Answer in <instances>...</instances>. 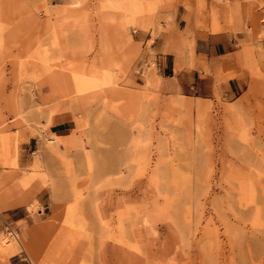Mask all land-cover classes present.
Returning <instances> with one entry per match:
<instances>
[{"label":"rangeland","instance_id":"1","mask_svg":"<svg viewBox=\"0 0 264 264\" xmlns=\"http://www.w3.org/2000/svg\"><path fill=\"white\" fill-rule=\"evenodd\" d=\"M251 1L136 0L147 27L128 24L129 41L109 29L99 64L112 83L84 97L54 98L44 82L50 72L30 63L44 57L60 72L65 62L89 67L106 11L99 0H0V121L7 127L0 132V237L11 241L0 264H264V216L260 223L244 217L251 208L236 195L241 179L220 176L221 160L241 175L248 167L240 138L224 144L225 109L255 115L264 103V42L250 36ZM235 6L239 27L223 16ZM141 33L146 43L138 41ZM207 36L225 43V55H195L196 41ZM159 43L174 56L166 78L147 61ZM188 71H196V92H183L175 78ZM199 101L214 120L211 152L195 129ZM53 116L64 124L58 138L48 129ZM146 151L152 166L161 158L157 177L139 165ZM205 154L213 158L212 177L202 185ZM73 191L81 194L78 227L67 230L61 214ZM126 209L132 227L122 223L120 236L116 216ZM41 226L48 240L35 260L25 244Z\"/></svg>","mask_w":264,"mask_h":264},{"label":"bare ground","instance_id":"2","mask_svg":"<svg viewBox=\"0 0 264 264\" xmlns=\"http://www.w3.org/2000/svg\"><path fill=\"white\" fill-rule=\"evenodd\" d=\"M99 1L101 3V7L104 10V12L106 11V17L104 18V21L102 22V26H101L99 55L93 59L89 67L84 66L85 63L76 64L73 62H65L61 67H59L62 70L60 72V71H54L56 69V65L51 66V64L44 57L40 58L41 60L40 64H39V60L36 59L30 63V66L32 68H36V67L41 68L44 73L50 72L49 75L44 80V82L49 87L51 91V96L54 98L67 97L70 94H75L76 96L84 97L85 95H87L88 93L94 90L104 91L103 88L101 87L103 85L111 84L113 77V74L109 69L102 67L99 64L100 62H102L101 60L102 57L107 55L106 50L108 48L107 46L110 41L109 29H112L111 33L114 34L115 38L120 37L122 40L129 41L130 38L127 33L128 24H132L140 28L147 27L146 21L141 18L142 6L138 2H136V0H99ZM77 3L78 2L76 1L73 5H76ZM151 10L152 7L149 5L148 11ZM239 10L240 8L238 6H235L234 8L232 7L230 9H225V11L223 12V16L228 21V24H230L231 26H235L238 23H241L239 22L240 16L238 18ZM248 10H249V21L251 22L253 27V31L251 32L252 34L250 36L251 38L256 36L255 39L260 40V43H262L264 42V0H252L250 2ZM113 16H116L117 18H114V20H112ZM189 32H190L189 28H187L185 32H183L184 35L182 36V38H180L181 41L186 40L187 36L189 35ZM245 38H247V36ZM253 52H250L249 50L247 51L245 56L246 60L248 61V64L250 65L254 63ZM258 57L259 59L264 58V52ZM177 58H180V52H177ZM18 69L22 70L23 67L19 66ZM85 70L89 71V77H84V74H82ZM181 104H183V106L185 105V103L183 102ZM258 105H260L259 108L260 110L258 114L255 115L249 111L248 113H244L243 109H241L240 106H230L225 109V115H223L224 129L222 133L224 144L228 145L229 147L231 137L234 138L236 136L237 138H240L243 141V143H245L243 144L242 147L241 146L240 147L242 151H244L243 154L244 156H246V159L248 161L247 162L248 167H246L245 171H243L246 172V174L241 175V173H237L236 171L229 170L230 169L229 161L221 160V173H220L221 178L224 177L225 180L228 179L227 176H230L229 179H231V182L236 179L237 181L241 179L240 182H237L238 184L234 182V184L237 185L236 195L238 196L239 202L244 201L245 206L247 208H251V211H248L249 213L245 212L246 214L244 213L242 214H244V217H246V215L249 214V217L252 218L253 223H260L262 216H264V110H263L264 103L260 102ZM195 106H196V119L194 124L196 127L195 129L197 130L198 136L200 138V144L202 146L201 148L210 151L211 150L210 137L212 135V133H210V127L214 122V120L210 114L209 107H207L203 102L199 101L196 103ZM60 110L61 108H58L55 109L54 111H60ZM260 111H263V113H260ZM245 114H247L248 116V120H249L248 122L247 120L244 121V118L242 117ZM6 129L7 127L5 126L4 122L0 121V132L5 131ZM58 133L60 132L57 133L52 132L50 134L58 138L59 137L57 136ZM234 147L236 148V146ZM207 156L205 154L206 158L203 157L205 158L206 162H207V158H209ZM203 158H202V162L204 163ZM212 159L211 158L208 159L207 166L205 163L203 173L200 176L202 185L208 184L210 177H212L211 175L212 164H213ZM256 159L260 160L261 162L260 161H259L260 163L257 162ZM256 162L260 164L261 167L260 166L259 167L263 168V171L257 168L258 165H256L257 164ZM139 165L143 170L149 169L151 175L155 177L159 176V173H161L162 171L161 158H158V160L152 166L150 164L149 153L147 151L142 157H140ZM199 170L201 171V168ZM230 185H232V183ZM230 187H234V186H230ZM230 189L232 188H229V190ZM230 191L233 192L235 190L232 189ZM80 198H81V194L77 191H73L72 204L70 206H67L62 211L61 221L64 225L67 226V230H72L73 228L78 227V224H76L77 221L76 215L77 213L79 215V212H77V210L79 209L78 205L80 202ZM98 215H99V219L102 220L103 215L100 212ZM79 218L80 216L78 217V219ZM116 221L118 223V229L122 234L120 236H123L125 231L122 229V223L128 222L129 226L132 227V215L130 210L126 209L119 212L116 216ZM143 221L146 222V219H144ZM46 228L47 227L45 226H41L39 230L35 232L31 243L25 244V249L31 252L32 257L35 260H37L40 250L46 245V242L48 240L47 239L48 235L45 232ZM10 242L11 241L7 240L6 237L1 236L0 251L4 246L10 245Z\"/></svg>","mask_w":264,"mask_h":264},{"label":"crops","instance_id":"3","mask_svg":"<svg viewBox=\"0 0 264 264\" xmlns=\"http://www.w3.org/2000/svg\"><path fill=\"white\" fill-rule=\"evenodd\" d=\"M149 36L145 33H141L138 37V41L146 43L148 41ZM156 44L154 40V45ZM163 48V44L159 43L157 46H153L154 53H147V61H153L156 67L157 72L159 73L160 77H169L174 71V56L172 53H164L160 49ZM144 49L146 47L144 46ZM227 51V46L222 40L211 39L207 36L205 42L196 41L195 44V55H199L201 59L208 57H220L225 55ZM196 71H188L179 73L175 76L179 86L183 92H188L189 90L193 89L195 92L198 89V77H196ZM64 124L62 119L57 116H53L50 119V124L48 129L50 133H57L61 132Z\"/></svg>","mask_w":264,"mask_h":264}]
</instances>
